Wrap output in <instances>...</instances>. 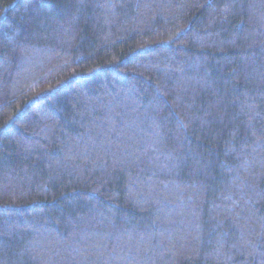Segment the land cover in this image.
<instances>
[{"label":"trees","instance_id":"1","mask_svg":"<svg viewBox=\"0 0 264 264\" xmlns=\"http://www.w3.org/2000/svg\"><path fill=\"white\" fill-rule=\"evenodd\" d=\"M0 264H264V0H0Z\"/></svg>","mask_w":264,"mask_h":264}]
</instances>
